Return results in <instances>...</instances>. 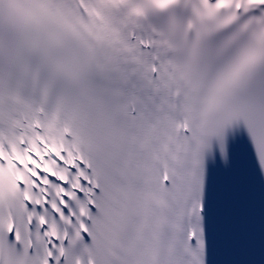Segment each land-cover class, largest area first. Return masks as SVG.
I'll return each instance as SVG.
<instances>
[{
  "label": "snow or ice",
  "instance_id": "snow-or-ice-1",
  "mask_svg": "<svg viewBox=\"0 0 264 264\" xmlns=\"http://www.w3.org/2000/svg\"><path fill=\"white\" fill-rule=\"evenodd\" d=\"M218 172L264 264V0H0V264H221Z\"/></svg>",
  "mask_w": 264,
  "mask_h": 264
}]
</instances>
